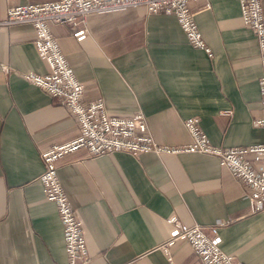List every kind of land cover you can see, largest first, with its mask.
Instances as JSON below:
<instances>
[{
    "label": "crops",
    "instance_id": "obj_1",
    "mask_svg": "<svg viewBox=\"0 0 264 264\" xmlns=\"http://www.w3.org/2000/svg\"><path fill=\"white\" fill-rule=\"evenodd\" d=\"M54 1L0 0V21L10 8ZM211 3L190 7L212 58L190 44L176 17L145 7L91 15L83 39L65 25L49 28L85 85V105L102 99L111 116L145 114L162 145L190 143L191 117L215 146L262 145L264 128L254 125L264 118L257 38L238 0ZM35 39L31 24L0 30V264H68L57 207L44 197L40 153L80 130L61 101L22 77L50 72ZM57 167L83 221L89 264H202L186 241L167 246L173 216L215 228L222 250L241 264H264V213H252L247 189L216 157L80 150Z\"/></svg>",
    "mask_w": 264,
    "mask_h": 264
},
{
    "label": "built area",
    "instance_id": "obj_2",
    "mask_svg": "<svg viewBox=\"0 0 264 264\" xmlns=\"http://www.w3.org/2000/svg\"><path fill=\"white\" fill-rule=\"evenodd\" d=\"M204 2L211 9V0H57L37 5L10 8L0 21V30L18 24H31L35 28L34 45L39 56L48 64L50 72L39 75L34 72L22 74L24 80L42 89L52 98L62 102L79 124V135L62 145H55L40 153L44 173L40 177L44 197L56 205L63 225L68 264H89L87 242L83 221L72 207L62 186L57 163L60 159L80 150L93 156L125 152L138 158L145 154L157 156L208 155L219 159L220 165L230 170L248 191L252 213H264V144L250 147L222 148L211 143L201 128V119L191 117L184 124L191 142L180 146L159 144L153 137L145 114L111 116L105 103L97 99L88 105L83 103L85 85L78 80L69 65L49 24L65 25L83 39L89 33V17L93 14H111L145 7L152 15L174 16L194 47L204 50L210 58L211 50L204 42L196 22L192 2ZM242 20L246 28L255 34L262 66L260 87L264 105V9L262 0H238ZM9 75L10 68L1 66ZM232 112H226L230 116ZM257 128H264V118L254 121ZM173 226L168 247L178 241H186L202 264H241L221 248V238L215 228L210 230L200 224H184L176 216L167 220ZM171 263L173 264L172 260Z\"/></svg>",
    "mask_w": 264,
    "mask_h": 264
}]
</instances>
